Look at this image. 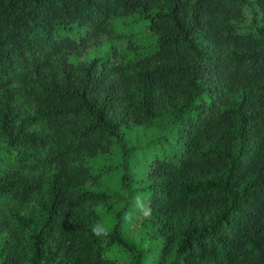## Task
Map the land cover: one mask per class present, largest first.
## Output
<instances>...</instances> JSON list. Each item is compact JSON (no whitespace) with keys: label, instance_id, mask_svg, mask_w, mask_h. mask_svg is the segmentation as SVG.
<instances>
[{"label":"trees","instance_id":"16d2710c","mask_svg":"<svg viewBox=\"0 0 264 264\" xmlns=\"http://www.w3.org/2000/svg\"><path fill=\"white\" fill-rule=\"evenodd\" d=\"M133 14L151 50L70 60ZM165 117L129 264H264V0H0V264H119L129 210L86 162Z\"/></svg>","mask_w":264,"mask_h":264},{"label":"rangeland","instance_id":"374dc122","mask_svg":"<svg viewBox=\"0 0 264 264\" xmlns=\"http://www.w3.org/2000/svg\"><path fill=\"white\" fill-rule=\"evenodd\" d=\"M257 16L256 6L249 1L245 6L243 18L235 22L234 26L241 30L255 26L258 24L255 21ZM111 28V36L101 37L97 46H90L80 56H70V60L88 61L104 56L110 50L123 53L125 59H129L138 53L151 50L156 44V38L147 30L146 20L139 14L116 18L112 21ZM68 33L72 36L76 34L74 28ZM157 122L158 125L151 128L120 129L108 153L99 154L86 162L91 172L97 175L96 181L89 184L88 188L103 195V205L105 202L126 203L129 210L123 218V224L126 226L125 243L131 248L115 245L109 249V253L116 257L119 264L134 263L138 252L147 245V237L144 236L146 233L140 228L136 216L143 203L138 195L139 188L144 184L142 178L149 168L151 158L155 154L169 151L172 137L168 131L167 118L158 119ZM151 247V253H157L158 247Z\"/></svg>","mask_w":264,"mask_h":264}]
</instances>
